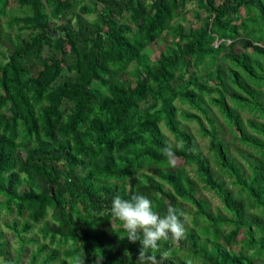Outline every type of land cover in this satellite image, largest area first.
Here are the masks:
<instances>
[{"label": "trees", "instance_id": "obj_1", "mask_svg": "<svg viewBox=\"0 0 264 264\" xmlns=\"http://www.w3.org/2000/svg\"><path fill=\"white\" fill-rule=\"evenodd\" d=\"M189 15L187 28L176 21ZM183 121L198 124L206 154ZM117 195L181 214L184 236L149 250L167 251L164 264H264V0H0V213L17 217L3 225L19 241L12 260L0 241L1 255L17 264L33 244L28 264H137L140 241L111 213Z\"/></svg>", "mask_w": 264, "mask_h": 264}, {"label": "clouds", "instance_id": "obj_2", "mask_svg": "<svg viewBox=\"0 0 264 264\" xmlns=\"http://www.w3.org/2000/svg\"><path fill=\"white\" fill-rule=\"evenodd\" d=\"M163 155L167 157L170 165L175 166L171 147H165ZM111 213L113 218L123 222L122 226L127 232L125 237L130 242L140 241L141 249L137 264H164L169 258L167 251L161 252L158 258L150 254L149 250H157L159 242L168 240L170 236L174 240H180L184 236V224L178 210L169 206L166 215H158L153 211L152 201L144 195H134L131 200L123 199L119 195L115 196L111 204ZM69 264H85V261L77 255L69 261Z\"/></svg>", "mask_w": 264, "mask_h": 264}, {"label": "rangeland", "instance_id": "obj_3", "mask_svg": "<svg viewBox=\"0 0 264 264\" xmlns=\"http://www.w3.org/2000/svg\"><path fill=\"white\" fill-rule=\"evenodd\" d=\"M13 5L14 6L12 7L11 10L13 13H15V12L17 13L18 7L15 4H13ZM187 7H188V9H196V6L192 3H190ZM198 11L201 13V15H204L203 11H200V10H198ZM188 18H189L188 21H183L179 17V18H177L176 21L181 22L185 26V28H187L188 26H190L191 24L194 23L193 22L194 20H192L191 15H189ZM170 40H171V37L168 34H166V32H165L164 35L160 39L153 42V44L150 45V48L153 50L152 56H156L160 49L164 48L165 45L170 44ZM222 74L225 77H228V73L225 71L224 66L222 67ZM212 83H214V81H212ZM210 113L212 115H214L216 118V124L220 130V138L224 140L225 144L227 145L228 151L235 158L236 162L241 166L244 173L246 175L250 174V169H249L248 163L246 161L248 156L245 154V152L242 150L241 146L234 139L233 134L228 130V127L225 126L224 118L221 116L220 112L217 109H215V107L210 108ZM182 124H183V126L188 128L191 133H193V135L195 136L196 140L198 141V143L200 145V150L202 151V153L206 154L207 153V149H206L207 137H204L201 135L198 124L194 121H189V122L183 121ZM162 128H163L164 134L168 138L169 142H171L172 144H175V141L173 139V135L165 127L162 126ZM249 159H250V157H249ZM175 162L179 163L180 160H175ZM197 195L201 198L208 200V202L210 203V209L213 212H216V211L224 212V210L222 209L220 200L215 196L213 191L203 189L199 184V190L197 192ZM183 207L186 211L185 213H183L185 223L187 226H191L192 212L194 211V209L187 202L183 203ZM10 219H17V217L4 215V211H1V213H0V231L2 232L3 236H2V238H0V241H3L6 243L5 248H4V250L7 251L6 258L12 260L14 257H16L15 255H16L17 250H18L17 247L19 246V241H18L17 237L8 228H6L3 225L4 221L10 220ZM41 224L42 223L35 225L29 233V235H34V236L38 237V239H39L38 243L47 241V239H45V240L41 239V236L38 232V228L41 226ZM113 225H114V227H116V223L114 221H110V222H107L104 226L103 225H99V226L101 228H104L106 230L107 234L110 235L111 233H110L109 229H114ZM232 246H233L234 250L240 249L238 244L233 243ZM33 247H34L33 244H29L26 246V248H27L26 252L22 255V257L19 259L17 264H28L29 263L30 251H32ZM0 264H9L5 261V257L3 255H1V253H0Z\"/></svg>", "mask_w": 264, "mask_h": 264}]
</instances>
